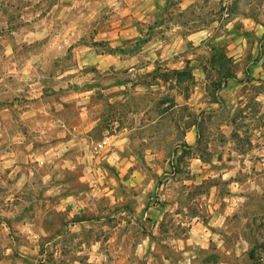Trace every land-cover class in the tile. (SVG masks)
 <instances>
[{
	"label": "rangeland",
	"instance_id": "1",
	"mask_svg": "<svg viewBox=\"0 0 264 264\" xmlns=\"http://www.w3.org/2000/svg\"><path fill=\"white\" fill-rule=\"evenodd\" d=\"M131 1L0 0V166L9 156L34 169L30 156H37L43 166L32 181L44 188V196L31 194L16 209L0 187V223L9 220L16 238L0 226V264H81L75 253L89 239H102L103 264H264V169L257 162L264 151L255 150L251 163L245 156L264 147V134L262 144L250 143L261 127L254 98L260 88L264 95V36L256 39L253 29L264 31V0H255L252 19L237 20L228 37L242 46L240 62L210 48H218L215 39L242 2L194 0L181 15L174 1L168 13L145 7L149 0ZM137 7L148 10L137 21L139 34L117 32L118 20L129 21L122 16ZM198 28L207 31L202 42ZM179 44L177 81L167 48ZM120 47L137 61L107 63L105 55ZM251 74L263 76L261 86L238 85V97L217 100L228 77ZM159 207L168 211L155 226ZM22 220L33 224L30 232ZM40 229L39 242L24 241ZM55 235L80 241L49 242Z\"/></svg>",
	"mask_w": 264,
	"mask_h": 264
},
{
	"label": "crops",
	"instance_id": "2",
	"mask_svg": "<svg viewBox=\"0 0 264 264\" xmlns=\"http://www.w3.org/2000/svg\"><path fill=\"white\" fill-rule=\"evenodd\" d=\"M139 1L147 2V0H132L131 1L132 4L129 7H131V6L133 7L134 4H136V3L139 4ZM172 1L177 2L178 7H179L178 12L181 15H183V9L188 10L194 3V0H149V3H148L149 5H147L145 3L146 4L145 7L150 6L149 9L160 11L161 13H168V11L167 12H162V11L167 10L168 9L167 6H169L172 3ZM234 1L236 3L242 2L244 4V8L241 11L239 10V11L235 12V14L232 15L233 18L231 16V18L227 21L225 26H223V29H226L225 32H223V34H221V32H222L221 31L218 34L217 39H215L217 41H220L219 46H217L218 48L215 49L214 47H211L210 49L214 54H216L218 50H219V53H221V51L223 50L225 52V55H226L225 57H227V60H229V58H231V59H235L237 62H240L244 59V56L240 53L241 52L240 49L242 50V46L241 45L237 46V44L234 41L230 40L228 37L235 35L234 32L232 31V29L234 27L233 26L234 23L237 20H242L243 23H246L247 20L250 21L252 19L251 7H252V4L255 2V0H234ZM259 2H260V0H259ZM224 3H226V2H224ZM145 11H148V10L145 9ZM145 11L143 10V8L137 7V9L133 13H131V15L129 14L127 17L123 15L122 17L127 18V20H129V21H127L126 23H123L124 20H118V24L121 26L119 29H116V31L118 30L120 32V34L128 35V34L135 33L134 35H138L139 33L136 32L137 31L136 26L138 25L137 21H138V19H140V18L142 19L146 15ZM149 11H151V10H149ZM199 11H202V9H199ZM158 15H160V14H158ZM224 17H226V18L229 17V15L227 13V9L224 11ZM147 24H148V22H147ZM151 25H153L155 29L161 28L159 23L153 22ZM216 25H218V24H216ZM250 25L251 24H249V26ZM149 26L147 25L146 28L149 29ZM170 26L174 27L173 31H175L176 33H179L180 29L183 30V24H173L172 23V24H170ZM202 27H203V25H202ZM216 27L217 26H215V28ZM215 28L213 27V33L214 34L216 31H218ZM259 28H262V27L259 25ZM252 29L253 28L251 26L248 28L244 27L243 32H241V34L244 36L246 34V32L251 33ZM253 30L255 31L254 35H255L256 39L260 40V38L264 36L263 29L258 30L257 28H255ZM205 32L207 33L206 30L205 31H204V29L199 30V28L195 31V35H197L198 41H201V42L203 41L205 34H206ZM199 34L202 35L203 38H199L200 37ZM226 35H227V37L225 39ZM199 44H200V42H198L196 45H199ZM117 45H122V44L120 43ZM244 45H247L246 41L244 42ZM151 47L152 46H148V44H145V46L143 45L142 49L143 50L144 49L145 50L154 49ZM237 47H239V49ZM114 49H115L114 53L105 55L104 58L107 59V63H108L109 59L111 61V64H114V63L119 64V63H124V62L128 63V62L137 61V58L132 55L133 51H128V56L131 55V57H129V59H128V58H125L126 53H124V47L114 48ZM167 49H169L167 59L169 60V58L171 57V59L169 60V63H168L170 66L169 71H178V72L183 71V54H182L183 53V44H179L178 46L170 45L169 48H167ZM154 55H155V58H157V54L154 53ZM100 63H102V61ZM234 63H235V61H234ZM186 64H190V63H188V60L185 61V65ZM262 64H263L262 58L259 59L258 61H254L253 63L251 62V65H252L251 71L253 68H255L254 72L256 73V69H260L262 67ZM262 78H263V76L261 74H259V75L258 74H251L249 78L237 81V76L236 77L230 76L226 79L227 83H223L221 88L219 87V89H217V91L215 93L217 100L220 101V98L224 99L225 97L227 99L229 97H234V96L238 97L237 96L238 85L245 86L247 84L250 85V84L254 83L258 86L259 85L261 86ZM161 83H163V82H161ZM235 84H237V86ZM161 85L162 84H160V81H159V86H161ZM260 90H261V88H260ZM260 90L256 94L254 100L259 102V107L257 109L258 112H257L256 116L259 117V120L261 122L260 123L261 127H260L259 131H257V130L254 131V134L257 133V137H259V138H255V136L253 135V137L250 139L251 145H253L255 143V141H258V140H259V143H261V144L263 142L262 141V139H263L262 134H264V119H262V116L264 118V101L262 102V99H264L263 98L264 95H263L262 91H260ZM247 92H248V90H247ZM223 93H224V95H223ZM249 93H250V91L248 92V94ZM248 94L247 93L244 94V97ZM115 99L118 100V99H120V97H116ZM240 111H242V113H244V114H248L252 110H251V108H247L246 106H243V108ZM137 115H139V113H137ZM248 115H251V113ZM262 121H263V127H262ZM121 129H122V127H121ZM105 131L107 132V130H105ZM189 134L190 133L187 132L185 134V137H184V145L188 148H190L191 145L193 144L190 142L191 141L190 140L191 135H189ZM196 137H198V134H196ZM106 139L108 140L109 138L107 137ZM182 143H183V141H182ZM233 143L236 144V141H234ZM103 149H105L104 145H103ZM255 150L257 153H262V151H264V147L261 146L259 149L252 148L248 151V153H246V155H245L246 160H248L249 163H251V160L254 158L253 154H254ZM182 152L183 151L181 150V156L180 157H183ZM2 159H3L2 160L3 162L0 166V172L3 173L4 176H3V182H2L3 186H0V187L3 189L2 190V197H3V200L6 203V205L12 206L15 204L14 206H16V209H18V206H20V202H18V201H24V203H25V199H27V196H29L31 194H34L35 196H38V195L44 196V188L43 187L38 188V186L36 185V182L33 183V181H32V177L36 176L38 173L37 168L38 167L41 168L43 166V163L38 159L37 156H34V159L30 156V161L34 162V164H35L33 166L34 169L27 168L23 164H19V165L12 164V162H14V160H13V158H11L9 156H4ZM253 160L255 161V158ZM197 161H199V160H197ZM257 162L260 166V169H264L262 167V165H264L263 164L264 163V154H258ZM231 177H234V176L231 175ZM0 178H1V176H0ZM250 180H251V178H250ZM36 201H37V198H35V209L37 208V205H36L37 202ZM13 202H15V203H13ZM40 209L41 210L43 209L42 198H41ZM167 211H168L167 209L159 207V210H158L159 213H158L157 217L155 218V220H152L153 225H155V226L160 225L161 226L162 222L165 220V216H166ZM141 212H142V210H141ZM152 212H153L152 209H150L148 206L145 214L149 213V215H150ZM11 213H15V212H11ZM142 213H144V210ZM145 214H143V215H145ZM140 216L142 217V215H140ZM11 217H14V216H11ZM82 222H84V221H80L79 223H82ZM148 222L150 223L151 220H148ZM21 223H23V225H22L23 228L27 229V232H30V228L33 226V224L32 223L28 224L27 222L24 223V220H22ZM0 226L1 227L3 226L4 231L5 232L7 231L6 235L9 236L10 239L15 241L16 238H13L12 236L9 235V231L11 230L10 221L9 220L8 221L3 220L0 223ZM69 227H71L70 231H75V228H76L75 225H73V226L69 225ZM43 237H45V234L43 233V230L40 229L39 233H37V231H36L35 233L32 232L31 234H26V236H25L26 240H24V241L25 242H27V241L39 242V239H42ZM148 240H149V238H148ZM64 241H66L68 243H72V242L80 241V239L77 237H72V239H70L69 237H65V236H61V235H55V236H53V238L49 242H56V243L59 242L60 243V242H64ZM80 242L83 243L84 248L79 247V249L76 251L75 254L76 255H82L81 256L82 258L84 257V261L81 264H103V261L106 258V254L104 251H102L100 249L101 248L100 244L102 242V239H94L93 241H90V239L87 241L81 240ZM85 242H90L87 247L85 246ZM41 257H42V255H41ZM43 261L44 260H41V261H39V263L43 264ZM73 263L74 264H76V263L80 264V262H78V261H75Z\"/></svg>",
	"mask_w": 264,
	"mask_h": 264
},
{
	"label": "trees",
	"instance_id": "3",
	"mask_svg": "<svg viewBox=\"0 0 264 264\" xmlns=\"http://www.w3.org/2000/svg\"><path fill=\"white\" fill-rule=\"evenodd\" d=\"M111 53V52H110ZM112 54V53H111ZM171 75H174V77L177 79V81H178V79H181V78H183V71H181V72H178V71H172L171 72ZM188 75L190 76V73H188ZM180 81V80H179ZM183 151V150H182ZM183 153L184 152H182V155H183Z\"/></svg>",
	"mask_w": 264,
	"mask_h": 264
},
{
	"label": "built area",
	"instance_id": "4",
	"mask_svg": "<svg viewBox=\"0 0 264 264\" xmlns=\"http://www.w3.org/2000/svg\"><path fill=\"white\" fill-rule=\"evenodd\" d=\"M104 141H102L101 143H99L98 145H97V147H96V149H102L103 148V145H104Z\"/></svg>",
	"mask_w": 264,
	"mask_h": 264
}]
</instances>
